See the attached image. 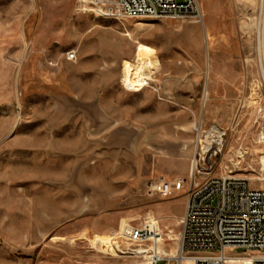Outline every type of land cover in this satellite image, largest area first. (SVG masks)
<instances>
[{
  "label": "rangeland",
  "instance_id": "1",
  "mask_svg": "<svg viewBox=\"0 0 264 264\" xmlns=\"http://www.w3.org/2000/svg\"><path fill=\"white\" fill-rule=\"evenodd\" d=\"M199 3L204 24L122 19L107 0H0V264H149L144 247L129 241L148 224L176 254L186 191L163 198L147 195L144 184L112 183L101 191L54 181L69 177L52 163L14 157L13 132H27L51 95L90 93L102 78L125 92L113 99L188 137L189 171L197 129L216 126L226 136L214 175L264 188L263 0ZM139 44L152 48L156 64L150 85L131 92L121 82L123 60H142ZM98 238L114 253L99 251Z\"/></svg>",
  "mask_w": 264,
  "mask_h": 264
},
{
  "label": "crops",
  "instance_id": "2",
  "mask_svg": "<svg viewBox=\"0 0 264 264\" xmlns=\"http://www.w3.org/2000/svg\"><path fill=\"white\" fill-rule=\"evenodd\" d=\"M137 48L139 54L146 52L144 57H155L152 48L143 44ZM139 61L124 59L123 67L126 62ZM95 87L90 93L48 95L44 112L32 114L27 132L19 133V139L13 132L12 141L17 143L13 149L20 152L14 157L52 163L69 177L54 181L89 183L101 191L106 189L103 184L129 189L155 176L187 177L191 144L186 135H175L168 125L159 129L152 120L156 116L148 115L146 109L138 112L132 103L113 99L116 94L125 96L115 84L102 78Z\"/></svg>",
  "mask_w": 264,
  "mask_h": 264
},
{
  "label": "built area",
  "instance_id": "3",
  "mask_svg": "<svg viewBox=\"0 0 264 264\" xmlns=\"http://www.w3.org/2000/svg\"><path fill=\"white\" fill-rule=\"evenodd\" d=\"M107 1L113 4V15L118 18L204 24L199 0ZM225 136L216 126L208 130L199 127L186 180L157 177L145 183L147 195L170 198L186 191L174 256L161 246L165 235L154 224L131 230L129 241L144 247L149 264H264V188L251 187L247 178L214 175Z\"/></svg>",
  "mask_w": 264,
  "mask_h": 264
},
{
  "label": "bare ground",
  "instance_id": "4",
  "mask_svg": "<svg viewBox=\"0 0 264 264\" xmlns=\"http://www.w3.org/2000/svg\"><path fill=\"white\" fill-rule=\"evenodd\" d=\"M262 10L264 12V0L262 3ZM150 20H157V19H150ZM155 64H156L155 59L150 55L145 56L138 63L126 62L123 67V74H122V79H121L122 85L129 91H138L139 89L149 86L150 83L148 81L151 80V73L153 72V70H155L154 68ZM51 241L57 243V242H63L66 240L64 238L54 236L52 237ZM71 242L73 241L71 240ZM95 244L99 248V251L103 250V251H107L108 253V250H109L112 253H114V248L112 246V243L108 240L98 238V239H95ZM125 250H130V249L128 247V248H125ZM136 253L143 254V250L136 251ZM170 255L174 256L172 254ZM247 262L249 263V261Z\"/></svg>",
  "mask_w": 264,
  "mask_h": 264
}]
</instances>
